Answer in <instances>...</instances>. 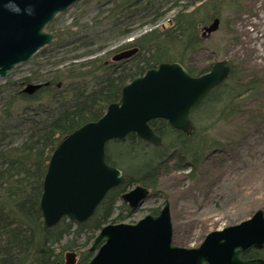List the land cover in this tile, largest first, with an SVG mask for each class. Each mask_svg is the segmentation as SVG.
Returning <instances> with one entry per match:
<instances>
[{"label": "trees", "instance_id": "1", "mask_svg": "<svg viewBox=\"0 0 264 264\" xmlns=\"http://www.w3.org/2000/svg\"><path fill=\"white\" fill-rule=\"evenodd\" d=\"M185 1L175 5L179 8L171 24L160 29L156 25L166 15L162 0H97L100 9L95 19L84 24L75 22L76 32L59 30L57 40L47 47L45 72L0 85V264H60L64 252L74 249L80 252L77 264H87L94 255L90 245L102 226L125 218L128 206L119 204L123 193L142 184L154 194L157 168L168 158L175 159L178 170L189 166L185 158L193 169L198 168L204 143L202 148L197 147V127L194 125L192 134L186 135L164 120H152L150 124L162 137L163 147L134 133L123 142L107 144V162L122 169L126 180L107 192L88 221L75 224L62 219L50 230L42 228L39 203L43 179L58 143L81 125L100 118L108 105L120 98L121 88L128 81L164 61L186 65L187 51L202 45L200 26L219 14H203L212 0ZM139 26L155 27L129 44L105 50L110 42L130 36ZM54 28V23L49 25L50 30ZM133 47L138 51L127 59L106 58ZM186 67L193 75L205 71ZM235 73L206 96L195 114L206 109L225 112L244 95L264 87V78L233 82ZM32 82L43 85L33 95L26 94L23 86ZM173 147L176 157L167 153ZM118 209L120 213L115 216ZM158 211L151 209L152 213ZM263 250H252L244 257L264 258Z\"/></svg>", "mask_w": 264, "mask_h": 264}, {"label": "water", "instance_id": "2", "mask_svg": "<svg viewBox=\"0 0 264 264\" xmlns=\"http://www.w3.org/2000/svg\"><path fill=\"white\" fill-rule=\"evenodd\" d=\"M79 0H19L20 14L0 8V77L17 64L29 61L49 44L55 33L46 26ZM4 0H0L2 4ZM32 6L34 14L26 9ZM220 19L205 26L204 35L217 31ZM138 48L117 54L129 57ZM234 72L228 60L217 61L211 70L193 76L179 62H163L151 68L121 90L120 99L108 106L97 121L71 132L53 151L43 181L40 210L45 231L66 217L87 221L113 187L125 181L124 172L106 161V144L124 141L129 133L162 145L150 125L152 119H166L187 134L191 116L209 91ZM42 85L28 84L24 92L33 94ZM149 190L141 185L123 194L132 208L142 205ZM99 246V247H98ZM264 247V209L246 220L209 233L198 247H180L173 242L170 203L158 215L148 214L134 224L118 223L102 227L92 245L96 250L87 264H264L263 258L246 260L243 254ZM77 253L67 252L64 264H76Z\"/></svg>", "mask_w": 264, "mask_h": 264}, {"label": "rangeland", "instance_id": "3", "mask_svg": "<svg viewBox=\"0 0 264 264\" xmlns=\"http://www.w3.org/2000/svg\"><path fill=\"white\" fill-rule=\"evenodd\" d=\"M162 1L165 3L163 10L166 15L156 25L160 29L171 24L170 20L179 8L175 5L186 2ZM99 9L97 0H81L55 18L54 32L59 33L60 29L76 32L78 27L74 26L75 22H91L97 17ZM215 12L221 17L220 28L203 37V26L212 19L200 26L202 45L194 51H187L186 65L206 71L215 61L227 58L236 68L233 82L263 79L264 0H212L203 14ZM154 27L139 26L130 36L110 42L105 50L129 44ZM45 48L29 61L10 70L7 78L0 77V85L34 72H45L49 62L46 59L48 48ZM178 48L174 47L175 50ZM113 54H108L106 58L110 60ZM45 61L46 65L43 66ZM193 122L198 131L196 142L200 143H197V147L202 148L204 143L198 168L193 169L189 158H185L189 166L185 170H178L173 157L166 159L157 168L155 195L135 211H125V218L115 223H135L151 209L161 208L165 201H169L175 243L195 247L209 232L239 223L256 210L264 209V87L254 94L244 95L225 112L198 110ZM165 142H169V138ZM149 150L156 151L153 148ZM176 152L175 147L167 151L168 154L175 153V157ZM116 212L115 216L120 210ZM67 251H76L80 256L79 250H66L63 260Z\"/></svg>", "mask_w": 264, "mask_h": 264}, {"label": "clouds", "instance_id": "4", "mask_svg": "<svg viewBox=\"0 0 264 264\" xmlns=\"http://www.w3.org/2000/svg\"><path fill=\"white\" fill-rule=\"evenodd\" d=\"M0 8L12 14L21 13V8L19 7V0H4V2L0 4ZM26 12L27 14L32 15L34 14V8L32 6H29L26 9Z\"/></svg>", "mask_w": 264, "mask_h": 264}]
</instances>
